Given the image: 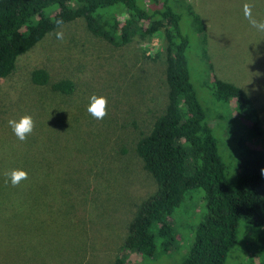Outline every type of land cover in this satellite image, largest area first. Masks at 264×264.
<instances>
[{
    "label": "rangeland",
    "instance_id": "rangeland-1",
    "mask_svg": "<svg viewBox=\"0 0 264 264\" xmlns=\"http://www.w3.org/2000/svg\"><path fill=\"white\" fill-rule=\"evenodd\" d=\"M184 1L206 26L214 74L245 90L264 126V33L252 28L244 16V4L252 3L253 17L264 21V0ZM182 24L192 41L191 79L212 128L228 186L235 191L241 156L250 144H259L251 139L245 118L236 117L233 103L219 102L214 96L203 75L199 37L188 15L184 14ZM58 31L63 32V40L57 39ZM149 44L135 37L126 45L113 46L89 32L80 19L48 34L18 59L10 76L0 80V190L7 187L10 201L48 203L54 223L48 220L44 227L50 232L65 234L63 222L69 210L79 234L77 238L75 233L68 254L46 258L43 264H115L118 259L124 264H181L188 256L206 213L202 190L191 191L176 209L171 250L159 248L153 257L144 258L124 249L137 206L157 190L136 153L137 141L150 133L168 104L165 54L154 60L145 57ZM39 69L49 73V84L33 81V72ZM61 80H71L74 91L53 90L52 84ZM92 95L108 99V115L102 121L87 112ZM25 115H31L36 126L22 142L8 121ZM14 169L28 173L18 186L8 178ZM81 176L88 182L78 180L80 186L71 188ZM236 235L225 264H260L264 232L240 219ZM16 239L21 246L15 242L7 254L13 264H27L18 260L22 251L29 250L28 242L18 234Z\"/></svg>",
    "mask_w": 264,
    "mask_h": 264
},
{
    "label": "trees",
    "instance_id": "trees-1",
    "mask_svg": "<svg viewBox=\"0 0 264 264\" xmlns=\"http://www.w3.org/2000/svg\"><path fill=\"white\" fill-rule=\"evenodd\" d=\"M184 14L190 17L198 34L203 75L210 81L214 96L219 102L233 103L236 117L245 118L251 139L259 144H250L241 156L235 191L228 186L212 128L191 79L188 51L192 41L183 29ZM80 19L89 32L113 46H123L140 37L150 42L145 57L154 60L165 54L168 104L150 133L136 145V153L155 180L157 190L137 206L124 249L144 258L153 257L159 248L171 250L176 240L172 225L176 209L191 191L202 190L206 213L181 264H225L236 245L240 219L264 232V126L256 105L241 87L216 77L208 55L206 26L184 0H0V80L15 71L22 55L60 28L57 20H63L64 26ZM154 42H160L159 46ZM32 79L38 85H47L50 76L39 69L33 72ZM52 88L70 94L75 85L71 80H61ZM78 180L88 182L81 176L70 187L80 186L82 182ZM6 192L7 187H2L0 264H13L7 251L15 242L21 246L16 234L29 245L18 262L43 264L46 258H62L70 252L75 233L77 238L79 234L69 219V210L63 222L65 234L50 232L44 227L48 220L54 223L48 203L43 199L10 201ZM261 257L260 264H264V255ZM115 264L124 261L118 259Z\"/></svg>",
    "mask_w": 264,
    "mask_h": 264
},
{
    "label": "clouds",
    "instance_id": "clouds-1",
    "mask_svg": "<svg viewBox=\"0 0 264 264\" xmlns=\"http://www.w3.org/2000/svg\"><path fill=\"white\" fill-rule=\"evenodd\" d=\"M254 4L245 3L244 4V16L248 20L250 26L256 29L258 32L264 33V21L257 20L252 15V9ZM64 21L57 20V27H62ZM57 39L63 40V32L58 31L56 33ZM87 112L96 120H103L108 115V99L104 96L92 95L89 100V105L87 107ZM8 125L11 127L15 136L20 141H26L27 138L33 133L36 123L31 115H25L21 117L18 121L15 119H10ZM261 175H264V169L261 170ZM8 178L13 186H18L22 181L28 179V173L22 169H14L8 174Z\"/></svg>",
    "mask_w": 264,
    "mask_h": 264
}]
</instances>
